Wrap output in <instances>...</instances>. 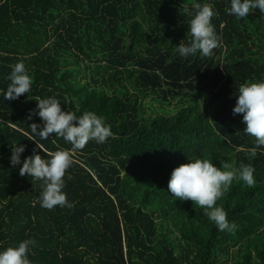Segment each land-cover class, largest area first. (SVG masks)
Instances as JSON below:
<instances>
[{
  "label": "trees",
  "instance_id": "obj_1",
  "mask_svg": "<svg viewBox=\"0 0 264 264\" xmlns=\"http://www.w3.org/2000/svg\"><path fill=\"white\" fill-rule=\"evenodd\" d=\"M194 2L0 0V251L34 239L32 264H264V148L250 156L255 138L233 115L238 86L264 80V16L237 19L230 0H199L213 6L221 43L184 58L176 48L191 38ZM21 61L31 91L5 100ZM52 96L77 116L103 117L113 136L72 152L63 189L72 207L49 210L43 181L21 176L10 157L16 145L26 146L22 161L33 149L71 150L31 131L42 125L36 100ZM197 158L255 169L253 187L234 180L216 202L234 232L169 192L172 171Z\"/></svg>",
  "mask_w": 264,
  "mask_h": 264
},
{
  "label": "clouds",
  "instance_id": "obj_2",
  "mask_svg": "<svg viewBox=\"0 0 264 264\" xmlns=\"http://www.w3.org/2000/svg\"><path fill=\"white\" fill-rule=\"evenodd\" d=\"M230 4L228 14L237 19L247 18L249 13L257 9L264 16V0H230ZM188 15L190 16L188 31L191 38L187 44L182 41L176 51L184 58L195 56L197 53L202 57L211 56L213 50L221 43L212 23L216 15L213 6L197 0L192 4V10L188 11ZM7 79L10 84L7 91L3 92L5 100H16L21 95L30 93L33 78L23 61L15 64ZM235 95L233 115L243 114V122L246 124L244 132L255 138L250 151V156L255 158L257 149L264 148V80L240 84ZM36 101L38 103L33 111L41 118L42 125L32 123V133L38 135L40 140H46L51 134H55L70 143L72 148L47 153V158L33 149V154L22 161L21 154L25 152L26 146L16 145L12 147L10 163L13 168L22 163L19 169L21 176L28 175L35 180L43 181L39 195V204L42 208L49 210L56 206L70 208L72 205L63 189L64 177L73 164L72 152L84 149L89 141L103 144L113 136V132L104 118L94 112H84L77 116L74 112L63 110L62 104L54 96ZM37 147L44 151L39 143ZM254 173L255 169L251 165L240 164L238 168L225 170L224 166L217 167L210 159H189V162L172 171L168 190L178 200H191L195 205L206 209L205 215L218 230L234 232L237 225L228 220L227 212L216 206V202L229 190L234 180L238 179L253 187L256 183ZM68 178L71 179L70 176ZM35 246L34 239H25L17 246L0 251V264H32L29 254Z\"/></svg>",
  "mask_w": 264,
  "mask_h": 264
},
{
  "label": "rangeland",
  "instance_id": "obj_3",
  "mask_svg": "<svg viewBox=\"0 0 264 264\" xmlns=\"http://www.w3.org/2000/svg\"><path fill=\"white\" fill-rule=\"evenodd\" d=\"M149 102H150V99H147V100H144V104H145V107L147 109V111L150 113L151 112V108L149 106ZM152 103V102H151ZM150 103V104H151ZM176 102H173L172 103V107H169V111H172L174 110V105H175ZM155 106L157 105V103L154 104Z\"/></svg>",
  "mask_w": 264,
  "mask_h": 264
}]
</instances>
